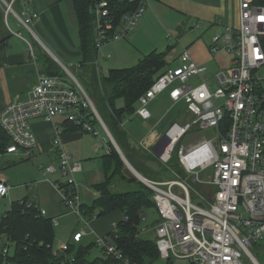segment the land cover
<instances>
[{"label":"built area","instance_id":"obj_1","mask_svg":"<svg viewBox=\"0 0 264 264\" xmlns=\"http://www.w3.org/2000/svg\"><path fill=\"white\" fill-rule=\"evenodd\" d=\"M20 1L17 10L15 3ZM30 0H0L7 28L9 17L34 35L40 13L29 6ZM98 51L97 64L104 47L126 38L146 10V0L128 12L114 29L109 0H95ZM210 50L226 51L230 66L208 74L207 67L196 62L188 49L180 55V64H169L152 85L139 97L135 114L150 119V103L168 91L174 105L184 102L192 116L187 121H173L163 132L153 131L150 152L159 163L179 178L144 182L153 191L161 220L155 229L160 258L167 261L187 260L189 264H262L252 251L254 244H264V5L258 0H239V25L226 26L213 35ZM79 65V64H78ZM72 77L71 71L64 66ZM65 73L42 72L29 96L10 102L0 113V126L11 138L6 152L34 160L38 140L31 127L34 119L55 120L61 117L81 130L100 135L99 122L110 138V132L92 98L81 83ZM213 128L215 136L188 145L185 137L199 129ZM57 125L54 148L56 163L41 166L43 182L49 183L61 196V203L86 221L75 177L83 170L81 161L66 149ZM167 143V144H165ZM177 159L183 174L173 167ZM207 172V177H201ZM51 175L66 178L52 180ZM192 183H189L188 180ZM38 183H35L37 186ZM195 185H204L202 192ZM191 189L196 190V197ZM11 186L0 181V197L9 195ZM39 215L50 217L37 201L28 203ZM69 213V212H68ZM53 225L59 217H50ZM89 225V222L86 221ZM118 223L106 235L94 232L89 242L85 229L72 232L53 253L55 264H137L116 243ZM146 232L142 229L139 235ZM84 245L82 261L72 245ZM94 247L100 255L92 258ZM10 246L3 249L5 260Z\"/></svg>","mask_w":264,"mask_h":264},{"label":"crops","instance_id":"obj_2","mask_svg":"<svg viewBox=\"0 0 264 264\" xmlns=\"http://www.w3.org/2000/svg\"><path fill=\"white\" fill-rule=\"evenodd\" d=\"M15 5L17 10H20V1H17ZM29 6L40 13V18L34 25L35 35L25 34L22 25L15 21L17 28L11 27L16 33H12L5 24L0 8V37L3 39L0 42V113L10 102L29 96L39 74L46 72L45 61L53 60L56 64L66 65L67 63L75 66L82 58L79 22L72 0H30ZM238 23L239 0H146V10L133 31L126 38L118 41L123 40V46L120 45L122 50L131 55L130 58L138 61L154 50L166 51V60L169 59L171 52L176 51L179 60L184 49H188L192 58L205 65L208 69L207 73L212 75L210 67L215 58L217 60L219 58L220 63L225 61V67L230 65V55L226 51L212 52L210 50L213 35L224 30L226 26L237 27ZM213 55H217L218 58H214ZM108 58L110 57H105V59ZM167 63L172 64V60ZM166 102L170 103L172 110L177 106L180 109L174 115H171L172 110L169 108V111L161 112L158 105ZM149 107L152 113L150 119H143L134 113L129 115L131 116L129 120L124 118L123 127L127 130L125 127L127 120L149 121L150 131L144 135L142 140H132V134L128 130L127 132L132 145L151 153L149 142H151L153 131L163 132L173 121L182 120L184 122L187 119L184 118L185 115L180 117L181 111L186 109L185 103L181 102L173 106L168 91L159 94ZM64 121L65 119L61 117L55 120L34 119L31 121V127L38 140L37 146L33 149L34 161L40 157L45 161H48V158L47 163H56L54 138L57 125L62 129L61 139L64 146L75 159L80 161L79 158L86 155L84 147L78 145L77 142L84 136L83 134L88 132L75 128L65 130ZM160 127L164 129L161 130ZM101 141L103 144H100ZM109 141L111 139L107 134L103 140L100 139L94 148L95 155L90 159L102 160V155L108 152ZM4 155L23 157L5 151L0 153V159ZM125 165L130 173L140 180L126 163ZM82 172L83 170L80 173ZM11 190H13L12 187ZM10 192L7 196H10ZM94 193H96L94 194L96 198L95 190ZM37 198L38 201H35L42 207L39 196ZM122 216L121 213L118 220ZM98 235H106V232ZM83 242H85V237Z\"/></svg>","mask_w":264,"mask_h":264},{"label":"trees","instance_id":"obj_3","mask_svg":"<svg viewBox=\"0 0 264 264\" xmlns=\"http://www.w3.org/2000/svg\"><path fill=\"white\" fill-rule=\"evenodd\" d=\"M72 1L79 22L82 58L78 70L82 79H85L84 89L92 98L126 159L139 173L147 177L150 175L148 161L151 159L157 163V159L149 152L131 144L129 134L123 127V120L127 115L135 113L139 97L168 66L167 52L154 50L131 67L113 68L107 75H101L96 62L98 51L94 43L96 14L90 10L95 0ZM258 2L264 5V0ZM138 4L139 0H109L110 13L114 18V29L111 32L128 12L137 8ZM2 40L0 37V42ZM45 63V73H60L56 70L58 64L53 60H47ZM120 99L124 101L121 107L117 105ZM64 126L65 130L81 129L79 125L68 120L64 121ZM10 143L11 138L0 126V153L5 152ZM108 146L109 151L102 155L105 179L93 186L97 192L93 204L81 205V209L87 217L95 219L114 212L122 213V218L117 221L119 229L116 243L137 264H152L160 258L156 242L139 235L138 225L144 208H157L153 191L130 173L112 141L108 142ZM173 167L183 173L176 158L173 160ZM117 179L129 184L136 182L138 187L115 191L113 185ZM54 239L55 226L50 217L39 215L38 209L28 207L26 200L12 202L11 208L3 214L0 224V264H55L58 258L53 253ZM12 243L13 250L5 260L3 249ZM71 249L76 251L82 261H87L84 245L73 244Z\"/></svg>","mask_w":264,"mask_h":264},{"label":"rangeland","instance_id":"obj_4","mask_svg":"<svg viewBox=\"0 0 264 264\" xmlns=\"http://www.w3.org/2000/svg\"><path fill=\"white\" fill-rule=\"evenodd\" d=\"M15 8L17 6L15 5ZM3 19H4V13H3ZM14 18L12 16L9 17L10 25L15 29L17 28L16 21L14 22ZM239 25V23H238ZM23 27V26H22ZM34 28V27H33ZM23 31L25 34L30 35L28 33L32 32L28 31L25 27H23ZM123 40L117 41L108 44L104 50L103 54L110 55V58L105 59L101 58L98 62V68L101 75H107L110 69L113 68H125V67H131L135 65L138 60L130 58L131 55L127 54L124 50L121 48V44L123 46ZM173 57V58H172ZM213 57H217V55H213ZM218 58V57H217ZM169 60H172V65L176 66L180 64V61L177 59V53L176 51H173L169 55ZM219 60V58H218ZM216 58L214 60V63H212V67H210V72H214L217 69L225 68L224 64L225 61H218ZM59 64V63H58ZM66 65H63L60 63L58 65L57 71L60 73H65L68 78L75 82L74 78H76L83 87H85V79H82V77L79 74V67L80 65L71 66L67 63ZM66 66L73 74L74 77H72L69 73H67L65 67ZM230 66V65H229ZM228 67V66H227ZM117 105L119 107L124 105L123 99L118 100ZM171 105L169 102L162 103L161 105H158V108L161 112H165L168 110H172L170 108ZM183 107V105H182ZM180 108L179 106L175 107L172 110L171 115H174L176 111H178ZM166 111V112H167ZM181 115H185L184 118L189 120L192 116V114L189 111L182 110ZM131 116H126V118L129 120ZM125 121L126 123V129L132 134V140L139 141L142 140L144 135L150 131V122L149 121ZM182 121V120H180ZM95 129L99 132L100 135H94L91 132H88L87 134H83L84 136L77 142L78 145H82L85 149L86 155H83L80 159L82 161L83 165V172L80 174H77L75 177V181L77 184V189L80 194L81 198V204L91 206L93 204V200L95 198L94 189L93 186L95 182L100 183L105 179V170H104V164L102 163V160L100 159H90L93 155H95L94 148L98 145L99 140L104 137H106V131L102 127V125L99 122H95ZM161 130H163V127H160ZM215 136V130L213 128L203 129V130H195L191 134L187 135L185 139L182 141V144L188 145L194 142H198L202 139H210ZM100 144H103V141L100 142ZM109 151V148H107ZM154 155L153 153H150ZM157 159V158H156ZM48 161H45L43 159L36 158V160H27L23 157L18 156H8L4 155L0 159V181H6L12 188L10 192V196H7L3 199L0 198V224L2 220V216L5 213L6 210H9L12 206V202H22L27 201L28 203L34 202L35 200L38 201L37 196L40 198V203L44 209L47 210V213L50 217H59L60 224L55 227V239H54V247L56 248L60 243L66 242L69 240L72 232L80 229H85L88 233V235L85 237V242H89L92 239V234L94 232L96 234H101L103 232H106V234L110 233L111 227L114 222H117L118 219L121 217L120 212H114L107 214L101 218L95 219L90 218L89 216L86 217V221L89 222V225L86 221H83L78 217L75 213L71 212L68 207L63 205L61 203V196L59 192L53 189V187L44 182H40L43 179L41 166H48L52 163ZM15 161V162H14ZM147 167L150 169V175L145 178L148 180H171V179H177L179 178L174 173L170 172L169 169L165 166L162 167V165L159 163L157 159V163L153 160H149ZM41 174V175H40ZM183 174V173H181ZM207 172H202L201 177L206 178ZM50 178L52 180L60 179L62 183L66 182V178L64 177H58L56 175H51ZM189 183H192V181L189 179ZM38 183L37 186H35V183ZM93 184V185H92ZM147 186V185H146ZM138 185L136 182H133L131 184L126 183L120 179H117L115 184L113 185V189L115 191H125L129 189L137 188ZM148 187V186H147ZM196 190L199 192H202L204 185H201L198 187V185H195ZM151 189V188H150ZM196 190L191 189L192 196L196 197ZM157 207V205H156ZM69 212V213H68ZM161 220L160 214L157 210V208H150L146 207L142 211V219L140 224L138 225L139 232L142 231V229H145L146 232L142 234L144 238L155 240V229H152L159 221ZM4 242H6V237H4ZM14 247V244L12 243L10 246V251L12 252ZM252 251L256 254L259 261L264 264V244H254L252 247ZM97 255H100V249L98 247H94L92 253L90 256L92 258L96 257ZM152 264H189L187 260H172L167 261L165 259L159 258L158 260L154 261Z\"/></svg>","mask_w":264,"mask_h":264},{"label":"water","instance_id":"obj_5","mask_svg":"<svg viewBox=\"0 0 264 264\" xmlns=\"http://www.w3.org/2000/svg\"><path fill=\"white\" fill-rule=\"evenodd\" d=\"M90 10L92 13L96 12V7L94 4L91 5ZM111 134V133H110ZM110 139L112 141V143L114 144V146L116 147V149L118 150V152L120 153L122 159L124 160V162L129 166V168L133 171V173L143 182H146V178L139 173L131 164L130 162L126 159V157L124 156L123 152L121 151L120 147L118 146V144L116 143V141L114 140L113 136L110 135ZM167 144V143H165Z\"/></svg>","mask_w":264,"mask_h":264},{"label":"bare ground","instance_id":"obj_6","mask_svg":"<svg viewBox=\"0 0 264 264\" xmlns=\"http://www.w3.org/2000/svg\"><path fill=\"white\" fill-rule=\"evenodd\" d=\"M72 73V72H71Z\"/></svg>","mask_w":264,"mask_h":264}]
</instances>
